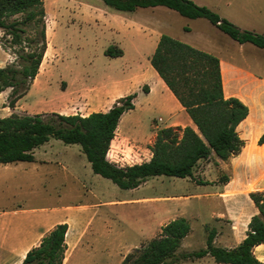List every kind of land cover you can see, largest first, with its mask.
<instances>
[{"label":"crops","instance_id":"obj_1","mask_svg":"<svg viewBox=\"0 0 264 264\" xmlns=\"http://www.w3.org/2000/svg\"><path fill=\"white\" fill-rule=\"evenodd\" d=\"M192 1L199 6L214 9L222 18L227 19L241 30L264 36V0ZM45 3L46 0H44V5ZM162 8L171 10L158 6L139 8L135 12L140 9H152L153 12H157L155 10H162ZM45 10L47 14L46 36L47 43L50 45L48 10L47 8ZM96 10V14L105 22L106 42L96 50L95 54L99 62L107 65L102 72L107 77L103 85L86 86L81 81L80 72L71 70L66 76L59 78L68 84V97L52 99L48 102L42 99L28 103V106L32 109L45 108L46 114L48 112L62 115L79 114L85 117L94 112H107L120 99L136 94L133 100L135 108L122 116L111 147L118 136L134 138L139 142H144L149 138L151 140L148 150L151 156L148 161H150L152 158L150 147L154 144L160 129L170 127L196 129L186 108L151 64V58L162 36L167 35L174 38L170 35L172 26L170 23L149 24L142 20V16L134 12H121L108 7ZM162 14L168 15V13ZM191 20H194V24H201L203 29L216 37V40H211V42L203 37L197 43L198 46L188 45L219 59L224 96L238 98L249 109L248 117L237 129L241 139L245 141L241 154L228 161H222L214 155L215 160L201 169L199 173L201 178L192 179L196 185L203 181L212 183V188H214L212 193L205 196L217 204L211 212V217L216 221L215 246L235 249L247 237L252 218L259 214L250 194L264 191V143H259L264 136V68L256 58H252L253 54L258 52L254 44H242L235 41L207 19ZM200 20H207L209 23ZM182 29L189 31L187 28ZM250 44L255 47H251ZM110 46L122 49L123 56L118 58L106 56L105 51ZM227 51L230 53L228 54ZM224 52L227 53L224 54ZM95 69L97 73L98 65ZM43 71L41 64L39 74L30 90L24 98L18 101L14 109L8 107L11 89L0 94L4 105V117L12 114H42L25 112L20 108L24 107L23 103L34 90L36 92L49 90L50 81L41 82V77L48 70L46 69L42 74ZM137 111L142 113L144 119H151L155 123L160 121L165 125L160 127L155 124L154 133L147 136L143 134L138 120L128 116ZM111 154L112 150L108 153L107 159L114 163L110 159ZM34 156V162L0 164V264H22L27 253L38 247L43 237L60 224H68L69 227L66 234L67 249L63 264H94L96 261L95 245L108 230L110 224V217L104 213L103 209L116 206L120 201L101 200L84 185L82 192L85 190L84 195L89 197L88 201L79 200V198L76 200L68 197L67 194H62L55 180L60 177L61 188H66L70 182L80 185L76 172L59 162L57 166L60 169H56L52 159L38 160L35 151ZM51 167L54 169L46 174L45 169ZM223 175L229 177L228 182H219ZM70 192L73 190L70 189ZM191 197L195 198L196 195L172 197L169 202L187 201ZM171 221L173 219L162 226ZM254 254L264 264V245L257 246ZM126 256L127 252L123 254L119 250L114 264H122Z\"/></svg>","mask_w":264,"mask_h":264},{"label":"trees","instance_id":"obj_2","mask_svg":"<svg viewBox=\"0 0 264 264\" xmlns=\"http://www.w3.org/2000/svg\"><path fill=\"white\" fill-rule=\"evenodd\" d=\"M121 12L139 8L164 6L189 19L204 18L239 43H252L264 49V36L244 31L213 10L192 0H103ZM46 10L44 0H0V29L22 46L28 28L37 36L29 40L33 48L19 53L21 64L0 68V94L11 89L8 107L14 109L24 98L40 71L47 52ZM28 40V39H27ZM117 46H110L105 55L123 56ZM151 64L180 103L186 108L196 129L162 128L150 147L148 162L121 168L107 159L122 116L135 108L136 94L120 99L107 112L88 116L58 113L18 115L0 118V164L34 162V151L52 138L67 145H80L93 172L111 180L123 190L140 187L151 177L167 176L194 179L200 161L214 155L228 161L241 154L245 141L238 126L248 117V107L238 98L224 96L220 61L217 57L163 35L151 58ZM146 90V88H144ZM260 144L264 143V136ZM228 176L219 182L226 183ZM199 184H209L200 182ZM251 199L259 210L250 224L245 240L235 249L216 247L217 231L211 229L206 248L195 253L178 255L183 240L190 234V222L183 217L162 226L158 237L129 253L122 264H176L181 260H198L206 256L217 264H263L254 249L264 245V191L252 192ZM68 224L57 225L31 249L22 264H63L67 249Z\"/></svg>","mask_w":264,"mask_h":264},{"label":"rangeland","instance_id":"obj_3","mask_svg":"<svg viewBox=\"0 0 264 264\" xmlns=\"http://www.w3.org/2000/svg\"><path fill=\"white\" fill-rule=\"evenodd\" d=\"M45 6L48 10L50 45H48V51L42 62L44 63L42 74L46 69L48 71L41 77V82L50 81L51 86L49 90L37 92L34 90L27 97V101L23 103L24 107L20 108L25 112L42 114H46L44 112L45 108L32 109L28 106V103L42 99L48 102L52 99L57 100L68 97V84L59 78L66 76L71 70L80 72L81 81L86 86H102L103 81L107 79L102 74L103 68L107 65L99 62L95 57L96 50L106 42L105 22L96 14V9H105V7L112 9L103 0H52V2L46 0ZM211 10L219 14L214 9ZM155 11L157 12H153L152 9H140L137 12L134 11V13L142 16V20L149 24L170 23L172 26L170 35L183 40L182 42L186 44L198 46L197 43L203 37L208 38V41L216 40V37L203 29L201 24H194V20L185 18L166 8ZM162 13H168V15ZM200 21L209 23L207 20ZM182 28H187L189 31H183ZM38 31H34L32 27H29L28 33L24 37V43L20 46L14 44L12 38L0 29V68L12 64L19 66L21 64L19 53L22 48L26 52L33 48V46L30 47L28 41L35 38ZM251 47L255 46L251 45ZM255 49H258V52L253 54L252 58H256L264 68V50L257 47ZM227 52L230 53V51ZM227 52H224V54ZM97 65L98 70L95 73ZM1 101L2 97H0V118H4V105ZM73 112L75 113V110ZM51 113L48 112L47 114ZM128 116L131 119L138 120L137 122H139L143 134L147 136L154 133L153 127L155 124L160 127L165 125L160 121L155 123L151 119H144L139 111L133 112L131 116L128 114ZM157 118L159 117L157 116ZM150 140L147 138L146 141L139 142L134 138L118 136L113 146H110V150H112L110 159L123 168L146 162L151 156L148 150ZM35 155L38 160L52 159L53 166L56 169H60L57 166L59 162L76 172L80 185L70 182L66 188H61L62 180L60 177L55 180V184L61 189L62 194H67L68 197H73L76 200L79 198V200L88 201L89 197L84 195L85 190L82 192L84 185L101 200L120 201L116 206L103 209L104 213L110 217V224L108 230L105 231L95 245L96 261L94 264H114L119 250L123 254L127 252L128 255L136 248L147 244L153 238L158 237L162 225L172 219L183 217L191 225V232L183 240L182 246L177 251L178 255L195 253L205 249L209 231L216 227V221L211 217V212L217 204L205 196L212 193L214 189L212 183L196 185L190 178L179 179L157 176L149 178L136 189L123 190L111 180L93 172L80 145H67L52 138L48 143L37 148ZM214 157L199 163L194 175L196 179L201 178L199 175L201 169L206 167L212 160H215ZM54 167L45 169V173L52 171ZM223 177H227V175H223L221 179ZM70 189L73 192H70ZM189 195H196V197H191L187 201L169 202L172 197ZM176 264L217 263L211 256H206L200 260H181Z\"/></svg>","mask_w":264,"mask_h":264},{"label":"bare ground","instance_id":"obj_4","mask_svg":"<svg viewBox=\"0 0 264 264\" xmlns=\"http://www.w3.org/2000/svg\"><path fill=\"white\" fill-rule=\"evenodd\" d=\"M43 67H44V63H42Z\"/></svg>","mask_w":264,"mask_h":264},{"label":"built area","instance_id":"obj_5","mask_svg":"<svg viewBox=\"0 0 264 264\" xmlns=\"http://www.w3.org/2000/svg\"><path fill=\"white\" fill-rule=\"evenodd\" d=\"M116 164V163H115ZM117 165V164H116Z\"/></svg>","mask_w":264,"mask_h":264}]
</instances>
